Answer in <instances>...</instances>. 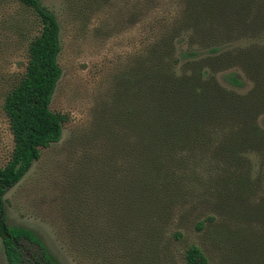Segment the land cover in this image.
<instances>
[{
  "label": "rangeland",
  "instance_id": "1",
  "mask_svg": "<svg viewBox=\"0 0 264 264\" xmlns=\"http://www.w3.org/2000/svg\"><path fill=\"white\" fill-rule=\"evenodd\" d=\"M193 1L42 0L58 17L62 38L63 73L50 109L69 121L61 141L42 149L5 204L8 223L33 230L61 264H186L192 245L209 264H264V215L219 208L225 204L219 198L228 170L223 164L233 157L250 169L251 195L256 194L248 205L264 192V12L244 18L237 11L235 17L234 2L222 0L220 12L212 13L219 29L236 33L232 38L244 34L228 42L227 50L241 54L230 67L244 82L237 93L245 114L209 122V135L190 144L177 141L171 150L160 145L155 164L146 159L144 130H134L139 122L133 114L158 108L166 82L175 76L200 79L189 63L177 62L178 74L155 81L160 89L148 87V67L161 48L182 46L186 39L173 35L194 28L188 20ZM39 33L31 9L0 0V167L14 146L4 101L23 78L29 44ZM203 79L223 82L221 73ZM244 131L250 141H231ZM172 176L178 186L163 202L148 183ZM131 199L142 207L127 209ZM209 216L215 220L198 231L197 223ZM0 264H8L2 240Z\"/></svg>",
  "mask_w": 264,
  "mask_h": 264
},
{
  "label": "trees",
  "instance_id": "2",
  "mask_svg": "<svg viewBox=\"0 0 264 264\" xmlns=\"http://www.w3.org/2000/svg\"><path fill=\"white\" fill-rule=\"evenodd\" d=\"M18 1L35 13L40 25V33L29 44L28 61L23 78L8 93L3 105L14 146L11 158L5 166L0 167V240L8 264H61L33 230L10 225L7 221L6 194L24 179L33 164L41 158L42 149H47L61 141L64 124L69 121L66 114L55 113L50 109L63 73L59 63L62 52L60 21L53 11L43 5L42 0ZM230 1H233L236 7L233 10L235 17L237 11L238 16L240 13L244 18L253 11L259 15L264 12V0ZM193 2L196 6L192 9L193 15L188 17V20L193 23L194 28L173 35L172 40L186 39L182 46L161 48L159 57L154 60L152 66L148 67L150 74H153L150 76L148 87L154 90L160 89L161 86H157L155 81L167 75L172 77L178 74L177 62L189 63L190 72L198 74V77L194 78L200 79L195 81L191 77L175 76L173 80L162 86L163 97L157 98L158 108L153 105V108L145 114L139 112L133 114V120L139 122L134 128L135 132L143 129L146 135L148 144L145 150L149 164L156 163L155 158L158 157L160 145L164 146V149L171 150L174 149L177 141L185 142L184 145L190 144L191 138L195 140L197 136L200 140L209 135V122L218 120L221 123L227 114L234 119L233 112L245 114L237 93V90L243 88L244 82L241 73L230 67L233 60H238L241 54L227 50L228 42L241 41L244 34L240 33L241 36L236 35L237 37L232 38L231 36L236 33L230 34L225 29H219L220 24H216V20L219 22L220 19L212 13L220 12L217 9L222 0ZM224 9L226 10L225 5ZM205 13L209 15L204 16ZM226 13L232 16L231 12ZM257 21L260 22V19ZM175 53L177 59L172 62L171 56ZM187 70L188 68L184 69L185 72ZM141 71L143 72V69ZM219 73L223 80L222 85L217 80L209 82L203 79ZM145 90L149 97L152 96L150 95L153 93L152 90L147 88ZM247 134H249L247 131L239 135L235 133L231 141L238 144L246 143L252 138L247 137ZM149 153L150 157H148ZM223 166L228 170H224L223 192L219 198L222 200L223 197L225 204L219 208L222 207L224 211L228 209L238 213L245 212L250 216L264 215V192L261 197L259 196L257 204L248 205L252 201L251 197L256 194L255 192L251 195L253 186L250 185L248 165L242 164L238 158L233 157ZM155 181L159 182H150L149 187L158 188L159 197L166 202L168 195L174 193L175 187L178 186L177 179L172 176ZM256 183L257 180L254 181L255 185ZM131 200L132 206L128 203L127 209L142 207L138 206V200ZM214 220V216H209L198 222L196 229L202 231L208 221ZM176 237L180 239L182 235L177 234ZM185 262L209 264L207 256L197 245L187 249Z\"/></svg>",
  "mask_w": 264,
  "mask_h": 264
}]
</instances>
